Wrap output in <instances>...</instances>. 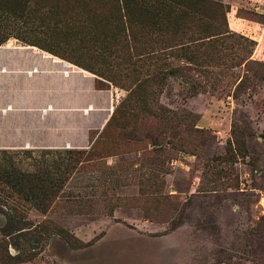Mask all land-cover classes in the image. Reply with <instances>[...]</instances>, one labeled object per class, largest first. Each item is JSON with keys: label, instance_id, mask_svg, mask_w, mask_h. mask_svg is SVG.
<instances>
[{"label": "rangeland", "instance_id": "obj_1", "mask_svg": "<svg viewBox=\"0 0 264 264\" xmlns=\"http://www.w3.org/2000/svg\"><path fill=\"white\" fill-rule=\"evenodd\" d=\"M230 1L191 0L200 13L193 10L187 31L178 8L164 1L145 13L131 0H69V9L100 14L69 43L11 20L0 57L22 56L28 66L34 53L43 57L41 69L51 66L59 79L71 69L81 72L90 91L109 100L106 122L89 124L83 149L140 91V69L126 61V46L150 58V70L163 77L136 99L135 120L124 128L117 122L103 136V155L65 175L58 207L45 215L28 212L29 231L1 234L8 220L0 206V264H264V27L233 23H261L264 9ZM226 30L230 37L219 39ZM188 39L211 44L187 52ZM190 49L197 60L210 55L208 66L187 62ZM67 120L61 115V124ZM234 138L243 142L244 155L234 157ZM157 148L162 151L153 159ZM27 162L33 171V160ZM47 220L84 246L40 233L35 226Z\"/></svg>", "mask_w": 264, "mask_h": 264}, {"label": "trees", "instance_id": "obj_2", "mask_svg": "<svg viewBox=\"0 0 264 264\" xmlns=\"http://www.w3.org/2000/svg\"><path fill=\"white\" fill-rule=\"evenodd\" d=\"M131 1L136 6H141L145 13H151L150 8L153 9L154 5L155 8L162 1L176 6L178 8L177 15L180 19H183L187 31H189L188 25L192 24V20L195 19L194 14L196 13L193 12L194 9L188 4L191 0ZM68 2L69 0H0V46L12 36L8 34L11 29H14L12 19H18L26 25H36V28L43 29L42 33L44 35L62 37L64 43H69L70 36H74L86 20L100 18V14L95 11L86 10L83 12L81 10L69 9L66 6ZM124 2H127V0H121V3ZM217 6L221 9L223 8L221 5ZM218 37L219 39H226L230 37V32L226 30L223 33H219ZM240 38L246 43L253 44V41L247 38ZM196 42L197 40L188 39L185 42L184 50L188 52L189 47L197 50L211 44L210 42L206 43L207 45L202 42V44ZM190 50V55L186 56L185 59L192 65L208 66L206 60L208 58H210V61L212 60L210 55L204 56V59L203 56H199V60H197V56L195 58L194 56L190 57L191 55H195V53H192L193 50ZM133 51H135V55H132L129 47L126 46L125 53L128 55L126 61L130 60L132 66L140 69L138 72L140 78L136 82V87L140 91L138 93H134L133 91V94L137 95L134 98L131 97V101L127 100V103L122 104V107L113 113L105 128L98 134L88 149L20 150L12 154L6 150H0V195L4 196V198L0 196V206L6 208L4 214L8 220L1 234L9 232L10 235H20L29 231L31 227L27 224V215L32 209L45 215L50 210L57 208L58 204L62 201L60 195L62 194L61 190L63 189L64 182L67 180L65 175L69 174L73 169L84 170L85 165L90 163L95 157L100 158V155H103L106 149L104 141L102 142L101 140L109 130L119 127L116 126L117 122H123L120 127L124 128L135 120L136 114L133 111V107L136 106V99L138 101L139 97L144 98L148 95L149 82H153L156 78L161 79L163 73L151 71V59L147 56L141 57L142 55L137 54L136 48H133ZM133 58L136 60H133ZM245 59L247 65L253 63L249 57ZM184 70L188 72L190 70L189 66H185ZM254 75L255 78H259L257 73ZM186 76L188 77L187 73ZM240 84H242V81ZM157 109L163 111L162 107L157 106ZM233 146L234 157L235 154L244 155L243 142L234 138ZM161 151L160 148H157L153 159H156ZM17 157L21 158L16 160ZM28 159L33 160V171L30 170V167L27 168L30 165L27 162ZM107 215L109 217L113 216L112 213ZM35 228L44 235L58 236L71 247L79 248L84 246L81 241L76 239L65 228L59 227L51 221L47 220V222L38 223ZM3 260L4 255L1 256L0 250V261ZM10 260L18 261L19 258H10Z\"/></svg>", "mask_w": 264, "mask_h": 264}, {"label": "crops", "instance_id": "obj_3", "mask_svg": "<svg viewBox=\"0 0 264 264\" xmlns=\"http://www.w3.org/2000/svg\"><path fill=\"white\" fill-rule=\"evenodd\" d=\"M231 1L254 4L255 11L261 5L264 9V0ZM242 20L252 27H264V16L261 23L243 18H235L233 23L237 25ZM20 57L12 62L0 57V149H55L63 148L66 142L69 149L85 148L89 124L106 122L104 111H110L107 97L91 92L81 72L71 69L59 79L51 66L40 68L43 57L31 54L28 66L23 63L25 57ZM33 67L38 71L29 75ZM48 105L52 110L41 113ZM88 106L92 110L84 113ZM61 115H66L68 122L61 124Z\"/></svg>", "mask_w": 264, "mask_h": 264}, {"label": "water", "instance_id": "obj_4", "mask_svg": "<svg viewBox=\"0 0 264 264\" xmlns=\"http://www.w3.org/2000/svg\"><path fill=\"white\" fill-rule=\"evenodd\" d=\"M1 70L4 71L5 68H2ZM37 71H38V70H37V67H33V71H29L28 74L31 75L32 72H37ZM65 76H67V74H66ZM46 110H52V107H51L50 105H48V106H47V109H42L41 112H42V113H45ZM89 110H92V107H91V106H88L86 109L83 110V112H84V113H87ZM26 147H27V146H26ZM63 148H65V149H69V148H70V147H69V143H67V142L64 143Z\"/></svg>", "mask_w": 264, "mask_h": 264}, {"label": "built area", "instance_id": "obj_5", "mask_svg": "<svg viewBox=\"0 0 264 264\" xmlns=\"http://www.w3.org/2000/svg\"><path fill=\"white\" fill-rule=\"evenodd\" d=\"M68 74L67 72L65 73V75Z\"/></svg>", "mask_w": 264, "mask_h": 264}, {"label": "bare ground", "instance_id": "obj_6", "mask_svg": "<svg viewBox=\"0 0 264 264\" xmlns=\"http://www.w3.org/2000/svg\"><path fill=\"white\" fill-rule=\"evenodd\" d=\"M66 73V72H65Z\"/></svg>", "mask_w": 264, "mask_h": 264}]
</instances>
